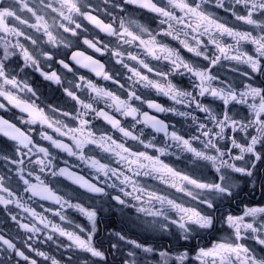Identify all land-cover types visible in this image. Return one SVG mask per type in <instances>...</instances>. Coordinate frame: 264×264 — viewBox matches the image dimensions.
Wrapping results in <instances>:
<instances>
[{"label": "clouds", "instance_id": "1", "mask_svg": "<svg viewBox=\"0 0 264 264\" xmlns=\"http://www.w3.org/2000/svg\"><path fill=\"white\" fill-rule=\"evenodd\" d=\"M0 264H264V0H0Z\"/></svg>", "mask_w": 264, "mask_h": 264}]
</instances>
